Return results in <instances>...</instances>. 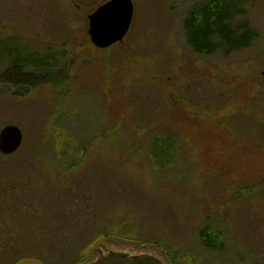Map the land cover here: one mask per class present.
Wrapping results in <instances>:
<instances>
[{
	"label": "rangeland",
	"instance_id": "374dc122",
	"mask_svg": "<svg viewBox=\"0 0 264 264\" xmlns=\"http://www.w3.org/2000/svg\"><path fill=\"white\" fill-rule=\"evenodd\" d=\"M103 1L0 0V128L23 131L15 154L0 153V184L19 175L94 187L90 223L109 234L85 262L119 250L164 264H264V0H237L236 18L258 32L252 45L209 55L193 51L183 24L207 0H133L125 39L100 49L87 15ZM4 43L55 69L4 76L14 55ZM206 227L220 234L216 248L202 244Z\"/></svg>",
	"mask_w": 264,
	"mask_h": 264
},
{
	"label": "trees",
	"instance_id": "16d2710c",
	"mask_svg": "<svg viewBox=\"0 0 264 264\" xmlns=\"http://www.w3.org/2000/svg\"><path fill=\"white\" fill-rule=\"evenodd\" d=\"M240 2L207 0L206 3H197L188 10L183 24L188 43L194 52L209 55L221 49L225 54H229L252 45L258 37V32L250 26L246 18H236L242 12ZM3 47L6 48L8 56L14 54L10 62L11 67L4 76H9L13 69L17 72L14 74L16 80L19 77L31 81L33 75L38 78L44 70L55 69L53 63L43 62V58L23 49L7 46L6 43ZM24 73L28 77L24 76ZM38 80L40 84L51 82L46 79ZM25 88L26 86L19 83L13 92L19 95ZM149 146L151 147V143ZM158 146L161 152H157L159 156H169L172 147L170 137L161 134L157 148ZM132 148L136 151H131L138 154L139 148L134 145ZM155 154L151 147L152 158L156 157ZM84 157V153L77 156L63 167V171H69L73 165L81 164ZM43 162L51 170L59 166L49 159ZM43 171V168L38 167L36 174H43ZM46 174L44 177H47ZM28 178L18 175L6 184L7 186L0 184V264H20L30 260L39 264L88 263L84 261L88 248L100 237L107 239L109 234L108 231L100 230L90 223L93 207L84 199L92 200V194L89 197L86 195L94 187H86L87 189L82 191L80 188L71 189L67 182H51L44 178L47 180H34L36 183H33ZM63 216L64 220L60 222L58 218ZM200 233L202 244L212 248L218 246V231L206 227ZM174 254L169 251L170 257L174 258Z\"/></svg>",
	"mask_w": 264,
	"mask_h": 264
},
{
	"label": "water",
	"instance_id": "95a60500",
	"mask_svg": "<svg viewBox=\"0 0 264 264\" xmlns=\"http://www.w3.org/2000/svg\"><path fill=\"white\" fill-rule=\"evenodd\" d=\"M133 0H105L87 15L89 40L96 48H109L124 39L133 21ZM23 131L16 124L0 128V153L14 154L22 145ZM86 264H164L158 257L146 252L128 253L109 250L97 261Z\"/></svg>",
	"mask_w": 264,
	"mask_h": 264
}]
</instances>
